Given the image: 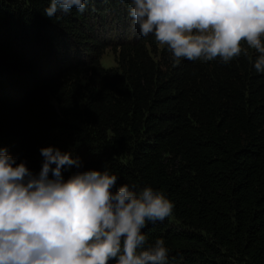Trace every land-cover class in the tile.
<instances>
[{
  "label": "trees",
  "instance_id": "1",
  "mask_svg": "<svg viewBox=\"0 0 264 264\" xmlns=\"http://www.w3.org/2000/svg\"><path fill=\"white\" fill-rule=\"evenodd\" d=\"M48 6L0 0V149L38 174L54 146L117 187L162 191L173 214L143 231L168 264H264V73L243 54L177 64L151 35L125 38L107 69L96 30L106 11L127 19L128 0Z\"/></svg>",
  "mask_w": 264,
  "mask_h": 264
},
{
  "label": "clouds",
  "instance_id": "2",
  "mask_svg": "<svg viewBox=\"0 0 264 264\" xmlns=\"http://www.w3.org/2000/svg\"><path fill=\"white\" fill-rule=\"evenodd\" d=\"M88 2L49 0L44 12L83 14ZM128 16L177 64L216 58L227 64L243 54L264 73V0H128ZM41 156L34 174L0 149V264H168L165 240L150 242L143 231L173 214L162 191L117 187L109 169L83 170L78 157L54 146Z\"/></svg>",
  "mask_w": 264,
  "mask_h": 264
},
{
  "label": "rangeland",
  "instance_id": "3",
  "mask_svg": "<svg viewBox=\"0 0 264 264\" xmlns=\"http://www.w3.org/2000/svg\"><path fill=\"white\" fill-rule=\"evenodd\" d=\"M108 16L107 26L99 25L96 30L98 38L104 43L103 46L99 48L101 53L100 61L102 65L107 69H117L119 68V44L123 43L124 39L140 38V32L138 26L134 25L131 18L127 14V19L122 20L123 22L117 20L110 11H106ZM98 25V24H97ZM158 45V44H157ZM158 51L162 50L163 46L158 45ZM117 48V49H116ZM82 58L86 57L84 54L80 55ZM130 185V184H129Z\"/></svg>",
  "mask_w": 264,
  "mask_h": 264
}]
</instances>
